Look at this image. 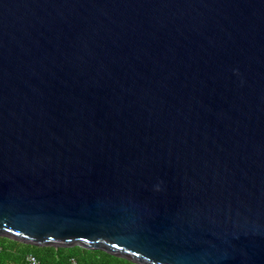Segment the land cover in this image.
<instances>
[{"label": "water", "instance_id": "95a60500", "mask_svg": "<svg viewBox=\"0 0 264 264\" xmlns=\"http://www.w3.org/2000/svg\"><path fill=\"white\" fill-rule=\"evenodd\" d=\"M0 237L264 264V0H0Z\"/></svg>", "mask_w": 264, "mask_h": 264}, {"label": "trees", "instance_id": "16d2710c", "mask_svg": "<svg viewBox=\"0 0 264 264\" xmlns=\"http://www.w3.org/2000/svg\"><path fill=\"white\" fill-rule=\"evenodd\" d=\"M34 256L40 264H134L103 251L81 247H35L0 237V264H31L28 256Z\"/></svg>", "mask_w": 264, "mask_h": 264}, {"label": "built area", "instance_id": "2783aa9c", "mask_svg": "<svg viewBox=\"0 0 264 264\" xmlns=\"http://www.w3.org/2000/svg\"><path fill=\"white\" fill-rule=\"evenodd\" d=\"M28 261H29L31 264H40V263L38 262V260H37L34 256H32V255L28 256ZM70 264H77V262L73 259V260H71V263H70Z\"/></svg>", "mask_w": 264, "mask_h": 264}]
</instances>
